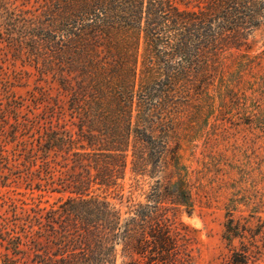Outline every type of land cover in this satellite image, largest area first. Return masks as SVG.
Instances as JSON below:
<instances>
[{"label": "trees", "instance_id": "1", "mask_svg": "<svg viewBox=\"0 0 264 264\" xmlns=\"http://www.w3.org/2000/svg\"><path fill=\"white\" fill-rule=\"evenodd\" d=\"M180 1L47 0L13 26L14 13L2 6L0 37L1 26L18 30L17 46L41 60L40 73L67 97L50 116L69 115L77 131L50 123L11 154L0 139L1 186L22 165L37 186L67 194L49 206L1 194L0 264H139L135 256L186 263L168 222L169 212L191 205L182 184L156 179L145 201L134 202L135 183L124 198L118 179L128 156L136 175L153 176L168 151L174 100L204 85L223 52L264 26V0ZM222 238L229 246L222 264H264L261 228L228 216Z\"/></svg>", "mask_w": 264, "mask_h": 264}, {"label": "rangeland", "instance_id": "2", "mask_svg": "<svg viewBox=\"0 0 264 264\" xmlns=\"http://www.w3.org/2000/svg\"><path fill=\"white\" fill-rule=\"evenodd\" d=\"M46 2L0 0V10L4 6L14 13L11 16L16 19L7 22L13 26L22 17L39 14ZM196 3L179 2L181 6ZM1 31L0 139L5 149L10 154L16 149L22 152L50 123L76 132L69 115L61 114L57 120L50 116L56 106L58 110L65 108L67 97L50 74L40 73L41 60L30 58L26 45L17 46V29L4 25ZM205 79L200 88H190L174 100L168 151L153 176L136 175L128 156L123 177L118 179L124 198L130 184L135 183L136 189L130 194L134 202L145 201L144 192L156 179L164 184H182L191 205L169 212L168 222L171 234L186 251L184 264H222L229 252L222 238L228 216L247 229L264 231V26L251 33L243 45L223 52ZM14 130L16 144L10 137ZM18 170L7 180V186L0 185V196L32 198L47 206L57 205L66 197L43 181L37 186L32 174L27 179L24 170ZM233 244L238 245V238ZM121 247L116 246L117 263ZM261 257L264 259V253ZM135 259L139 264L146 260Z\"/></svg>", "mask_w": 264, "mask_h": 264}]
</instances>
